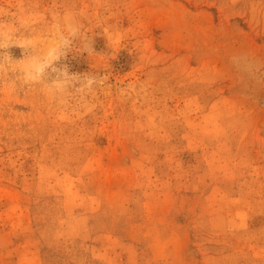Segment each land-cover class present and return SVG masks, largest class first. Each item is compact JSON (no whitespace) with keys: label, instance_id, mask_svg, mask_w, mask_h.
I'll return each instance as SVG.
<instances>
[{"label":"rangeland","instance_id":"1","mask_svg":"<svg viewBox=\"0 0 264 264\" xmlns=\"http://www.w3.org/2000/svg\"><path fill=\"white\" fill-rule=\"evenodd\" d=\"M93 39L90 106L0 85V264H264V0H0ZM16 58L22 50H9Z\"/></svg>","mask_w":264,"mask_h":264},{"label":"clouds","instance_id":"2","mask_svg":"<svg viewBox=\"0 0 264 264\" xmlns=\"http://www.w3.org/2000/svg\"><path fill=\"white\" fill-rule=\"evenodd\" d=\"M31 29V18L0 11V85L6 84L10 92L38 91L58 108L71 104L89 107L90 98L110 76L72 72L69 64L62 62L73 51L87 53L90 58L99 55L78 15L67 11L55 16L39 37L30 34ZM13 47L22 50L20 58L9 51Z\"/></svg>","mask_w":264,"mask_h":264}]
</instances>
